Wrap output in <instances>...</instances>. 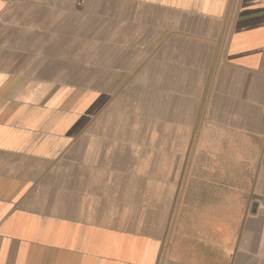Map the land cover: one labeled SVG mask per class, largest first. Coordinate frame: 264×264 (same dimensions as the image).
Instances as JSON below:
<instances>
[{
    "label": "crops",
    "instance_id": "obj_1",
    "mask_svg": "<svg viewBox=\"0 0 264 264\" xmlns=\"http://www.w3.org/2000/svg\"><path fill=\"white\" fill-rule=\"evenodd\" d=\"M0 264H264V0H0Z\"/></svg>",
    "mask_w": 264,
    "mask_h": 264
}]
</instances>
